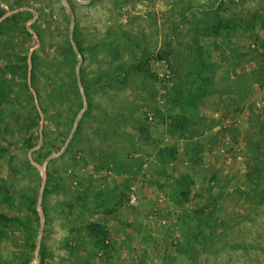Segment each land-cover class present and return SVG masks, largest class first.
Returning <instances> with one entry per match:
<instances>
[{
    "label": "rangeland",
    "instance_id": "1",
    "mask_svg": "<svg viewBox=\"0 0 264 264\" xmlns=\"http://www.w3.org/2000/svg\"><path fill=\"white\" fill-rule=\"evenodd\" d=\"M0 264H264V0H0Z\"/></svg>",
    "mask_w": 264,
    "mask_h": 264
},
{
    "label": "crops",
    "instance_id": "2",
    "mask_svg": "<svg viewBox=\"0 0 264 264\" xmlns=\"http://www.w3.org/2000/svg\"><path fill=\"white\" fill-rule=\"evenodd\" d=\"M113 241H114L113 237H106L105 242H106V245H107V246H109L108 243H111V242L113 243ZM120 248H121V247H117V254H118V251H119ZM108 249H109V250L112 249L111 246H109ZM108 249H107V250H108ZM107 250H106V251H107ZM108 252H110V251H108ZM101 254H102V252L99 253V255H101ZM117 254H116L115 252H114V253L112 252V256H113V255L115 256V255H117ZM119 255H120V254H119Z\"/></svg>",
    "mask_w": 264,
    "mask_h": 264
},
{
    "label": "built area",
    "instance_id": "3",
    "mask_svg": "<svg viewBox=\"0 0 264 264\" xmlns=\"http://www.w3.org/2000/svg\"><path fill=\"white\" fill-rule=\"evenodd\" d=\"M131 195L129 196L130 203H134L136 201V195L134 194L135 192V187L131 186L130 187Z\"/></svg>",
    "mask_w": 264,
    "mask_h": 264
},
{
    "label": "water",
    "instance_id": "4",
    "mask_svg": "<svg viewBox=\"0 0 264 264\" xmlns=\"http://www.w3.org/2000/svg\"><path fill=\"white\" fill-rule=\"evenodd\" d=\"M40 216H41V219H42V211H40Z\"/></svg>",
    "mask_w": 264,
    "mask_h": 264
}]
</instances>
